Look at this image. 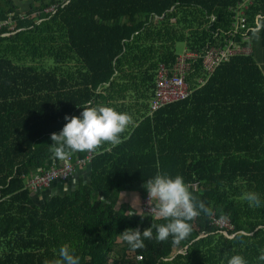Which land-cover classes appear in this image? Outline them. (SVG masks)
I'll list each match as a JSON object with an SVG mask.
<instances>
[{
  "label": "trees",
  "instance_id": "16d2710c",
  "mask_svg": "<svg viewBox=\"0 0 264 264\" xmlns=\"http://www.w3.org/2000/svg\"><path fill=\"white\" fill-rule=\"evenodd\" d=\"M41 1L23 18L12 16L13 30H0V264H53L62 245L80 264H226V253L264 264L257 260L264 203L246 200L256 192L264 202V0H250L246 10L249 26H260L250 32L252 53L233 57L189 98L152 115L157 71L176 64L186 30L187 51L223 46L242 0H70L52 13L46 10L62 0ZM201 66L199 59L187 80ZM113 89L131 132L118 144L70 154L75 163L94 153L84 167L90 182L41 200L29 181L69 158H52L51 135L88 102H118L107 94ZM157 172L182 175L214 215L190 221L179 244L152 239L133 250L119 234L162 222L139 209L143 185ZM123 191L139 192L143 216H128L133 207L119 202ZM220 219L234 229L217 226Z\"/></svg>",
  "mask_w": 264,
  "mask_h": 264
},
{
  "label": "clouds",
  "instance_id": "9594fccd",
  "mask_svg": "<svg viewBox=\"0 0 264 264\" xmlns=\"http://www.w3.org/2000/svg\"><path fill=\"white\" fill-rule=\"evenodd\" d=\"M83 110L78 116L65 115L66 123L59 131L53 133L50 146L52 158L65 160L70 154L95 150L103 143L118 144L120 134L127 127L130 116L111 106H92L91 102L81 106ZM148 196V203L152 205L151 212L162 222H152L151 226L142 232L138 227L128 228L119 234L130 249L144 247L145 240L167 241L171 238L174 245L186 239L191 231V224L198 215L213 216L214 210L204 201L198 200L189 190L182 175L172 176L168 173L157 172L144 183ZM246 200L249 206H260V196L256 192H248ZM128 216L141 215L136 210V201L133 208L127 212ZM226 264H249L240 254H225ZM257 260L264 262V249ZM47 264V262H46ZM53 264H80V258L67 245L59 248V259Z\"/></svg>",
  "mask_w": 264,
  "mask_h": 264
},
{
  "label": "built area",
  "instance_id": "2783aa9c",
  "mask_svg": "<svg viewBox=\"0 0 264 264\" xmlns=\"http://www.w3.org/2000/svg\"><path fill=\"white\" fill-rule=\"evenodd\" d=\"M69 1L70 0H62L60 4L52 6L47 9L46 12H56L60 6L63 7L67 5ZM250 2V0H242L233 10L235 13V25L223 46L209 47L202 55L185 50L184 53L179 55L176 64L172 68H168L165 65L159 66L156 75L154 96L150 102L151 115L168 105L183 101L191 96L193 91L190 89L187 79L189 74L193 71L194 63L199 59L202 61V66L206 72L212 75L221 65L229 62L233 57L250 55L252 53L253 49L250 44L252 37L250 32L258 31L260 26L255 28L248 24L246 10ZM2 26L3 25L0 26V30ZM238 35H241L242 38L237 39ZM93 156L94 153L90 152L85 159H77L75 163L72 158L69 157L60 167L54 168L48 172L40 171L35 174L29 181L28 186L36 192L49 187L56 181H66L75 174L78 167H87ZM151 209L152 205L148 203V196L145 191V195L141 199L140 211L143 214L154 216ZM214 223L222 229H234V226L228 220H214ZM141 259L142 257L140 256L139 260Z\"/></svg>",
  "mask_w": 264,
  "mask_h": 264
},
{
  "label": "crops",
  "instance_id": "0c3cea01",
  "mask_svg": "<svg viewBox=\"0 0 264 264\" xmlns=\"http://www.w3.org/2000/svg\"><path fill=\"white\" fill-rule=\"evenodd\" d=\"M48 2L49 1H46V3H48ZM40 6H42L41 0H0V26L1 25H3V26L9 25L10 28L14 29L17 22L13 20L12 16L14 17V16L20 15L23 18L24 15L31 12L32 9L38 8ZM11 11H14V14H11V16L9 17L8 20H4L3 17ZM34 13H36V12H34ZM232 19H233V26H234L235 25L234 16ZM248 21H249V19H248ZM171 23L176 24L177 19H172ZM188 33H189V31L186 30L185 38L183 37V41L180 42V43H183L186 45V49H187V45H188V43H187ZM177 34H179V33H177ZM195 71H196V68H195ZM191 76H192V74H191ZM191 76H190V81L188 80V84H189V87L192 91L202 87L204 85V83L210 77V75L206 72V70L204 69L203 66H201L200 70L198 71V76L196 77L195 81H193V77H191ZM188 79H189V77H188ZM191 83H193V87H195L194 89L191 88V86H192V85H190ZM108 89H109V87H107L105 90H108ZM117 92H118V95H117ZM107 94L114 96L115 97L114 99H116L118 102H114L113 104L111 102V104H106V106H112L113 105V108L118 110L121 107V105L123 104V102L121 101L120 91H118V89H113V90L109 91ZM130 102H132L133 104H136V100L130 101ZM130 102L126 101L124 103L126 105V104H129ZM114 105H117V106L115 107ZM134 109H137V105H134ZM131 115H133V114L131 113ZM130 132H131V129L129 127L125 128V130L120 134V137L128 136ZM81 180L85 181L86 183L90 182V169L89 168L78 167L75 174L71 178L67 179L66 181H56L53 184H51L49 187L44 188V189L36 192L38 195L37 197H40L41 200L42 199L45 200L48 197L51 198L54 196L68 195L77 189Z\"/></svg>",
  "mask_w": 264,
  "mask_h": 264
},
{
  "label": "rangeland",
  "instance_id": "374dc122",
  "mask_svg": "<svg viewBox=\"0 0 264 264\" xmlns=\"http://www.w3.org/2000/svg\"><path fill=\"white\" fill-rule=\"evenodd\" d=\"M11 30H13V28H10ZM186 50V45L183 43H177L176 44V52L178 55H181L184 51ZM52 63H49L48 66H50ZM40 191V190H39ZM38 192V191H36ZM129 202L131 204V206L133 207V203L134 201H136V210L139 211L138 207H139V203H140V195L139 192H130V191H123L121 193H119V202L123 203V202Z\"/></svg>",
  "mask_w": 264,
  "mask_h": 264
},
{
  "label": "water",
  "instance_id": "95a60500",
  "mask_svg": "<svg viewBox=\"0 0 264 264\" xmlns=\"http://www.w3.org/2000/svg\"><path fill=\"white\" fill-rule=\"evenodd\" d=\"M224 234H225L227 237H229V238H234V237H235V235H232V236H231L228 232H225ZM200 238H201V237H200Z\"/></svg>",
  "mask_w": 264,
  "mask_h": 264
}]
</instances>
